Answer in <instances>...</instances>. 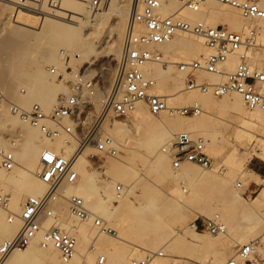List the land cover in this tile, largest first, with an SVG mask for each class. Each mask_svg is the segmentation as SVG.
<instances>
[{
	"label": "bare ground",
	"instance_id": "6f19581e",
	"mask_svg": "<svg viewBox=\"0 0 264 264\" xmlns=\"http://www.w3.org/2000/svg\"><path fill=\"white\" fill-rule=\"evenodd\" d=\"M254 1L264 9V0ZM162 2V15L166 16L179 12L185 20L192 23L202 21L208 25L218 26V21L221 20L228 25V29L242 33L248 32L249 27L256 23L261 29L259 32L257 31L258 41H261L264 47V19H248L243 16L239 9L222 4L218 0H206L199 11L188 10L177 0H173L170 4H166V0H162ZM136 4L137 0H110L102 11V17L108 19L112 16L113 20L108 27L109 29H106V35L103 36L93 28L91 29L95 31L83 32L84 24L89 21V15L87 6L82 2L65 0L63 3L64 9L77 15L73 22L43 15L41 21L43 27L34 32L35 47L41 51L42 60L39 59L34 62L36 68L31 72L27 70V64L23 62L20 55L11 57L7 71L0 74V81L3 83L4 89H8L6 95L25 109H29L34 103H39L49 113L56 105L60 95L68 93L63 82L56 83L55 77L53 78L54 81L48 79L50 75L49 65H54L64 72L63 60L69 51L77 54L75 59H71L76 63L74 66L76 71L87 65L96 64V62L106 57H114V60L117 61L120 56L127 20H129L131 10ZM98 21H102V18ZM19 30L24 32L22 28H19ZM5 44L7 45V43ZM103 44L107 46L101 47ZM155 48L160 49L159 51L162 52L165 66L160 63H150L143 70L156 81V85L152 90L153 93L167 97L169 109L155 116L149 111L147 105L142 102L138 104L131 117L125 121L115 120L109 115L97 132L109 136L118 151L123 146H130L132 152H138L143 147V150L151 156L146 171L154 173L158 179H166L172 182L173 187L167 195L162 196L161 204L156 207L154 198L148 195V197L142 199L141 195L133 192L135 180H133V176L135 173L124 157H120V154L117 157L110 156L111 158H108L105 162L104 169L98 171V169L91 167V159L88 154L89 149H94V144L92 141L88 145L84 144L75 163V169L78 173L77 181L65 187L64 197L54 205L55 216L45 219L43 223V230L57 225L77 239V253L73 259L74 264H100L99 257L101 255L105 257L103 264H127L128 250L124 244L130 242L127 237L130 238L132 224L139 218L141 221L138 224H145L146 228L155 233L142 240L143 242L140 245H136L135 250L143 257H132L131 264H136L137 261L143 259L149 253L158 251V245L169 238L170 241L175 243L186 241L195 246H206L211 244L213 239L218 238L220 234L231 237L229 222L232 227L235 226V235H240L241 229L237 228L236 215L240 213L243 215L244 220L252 221L259 211H257L258 206L264 201V189H262L256 197L251 199L248 206H242L240 203L241 197L235 189L229 186L232 176L237 173L234 169L229 168L227 174L221 175L219 168L222 166L219 164L210 170L192 163H184L179 169L173 168L172 159L170 155L163 151L162 146L169 144L182 131L190 133L193 137H203L206 140L209 153L214 154L217 152L218 149L215 147L218 146L217 140L214 135L207 134V129L213 124L209 116L210 111L218 109L232 111L236 114V122L230 121V123L240 128L236 133L235 141L240 144L246 141H257L263 146L262 152H259V154L264 157V111L246 109L241 96L237 93L215 97L211 94H204L199 90H187L184 74L178 70L179 74L177 75L172 64L175 63L177 66L178 61H190L192 58L201 60L203 56L207 55L209 49L201 37L192 33L180 32L171 41L157 45ZM254 54L253 52L249 54L252 65L264 70V57L262 56V60H257ZM237 64L238 59L236 57L229 58L224 66L225 72H233ZM99 69L101 71V67ZM108 70L110 72V69H107V72L102 71V74L100 73L103 79L109 74ZM165 76L171 77L169 86L163 87L160 83L157 84V80ZM198 78L201 81L207 80L210 83H220L226 77L225 75L220 76L201 72ZM113 80L114 76L109 87L98 88L94 97L90 99L89 110L92 105L96 109L104 108L105 94L108 88L112 86ZM21 90L25 92L21 93ZM195 102L200 103L202 106L201 114L190 116V118H179L181 115L176 110L183 107L182 105L188 106ZM93 118L86 119V127L88 123L90 125L93 122ZM8 126H18L20 132L17 134L19 139L15 146L12 143L8 144L6 141L0 140V149L13 151L17 162L16 167L11 170V175L8 176L5 173L11 171H6L0 165V183L3 186L0 195L7 201L6 207L0 205V243L13 238L21 229L19 215L26 202L25 200L30 196H41L47 190V185L38 176L42 150L50 148L60 153L63 149L66 156H71L77 149L80 139L79 133L69 142L64 137L48 139L39 129L22 122L14 116L0 122V130L6 129ZM259 132L263 134L262 139L257 137ZM7 140H10V138H7ZM216 174L220 175L219 179L216 180V189L224 198L222 215L227 218L228 223H223L220 218L221 214H216L212 218H218L224 224L226 232L214 234L213 236L203 234L194 227V221L184 231L179 228L174 232L167 229L163 224L164 218L162 216L168 213L167 220L169 219L170 222H184L182 214L179 212L181 208L188 207L187 209L195 213V217H208L209 197L205 195L204 189L208 184L207 182L213 179ZM247 176H249V180L246 185L253 180L251 174H247ZM117 183H122L124 186V191L120 196L116 192ZM150 183L148 184L149 187H154ZM8 192L10 196L7 195ZM72 196L82 198L93 216L101 218L110 227H116L117 234L110 235L112 236L110 237L108 234L99 232L93 224V218L80 220L73 216L69 202V198ZM111 198L117 203H112ZM195 200L197 208L189 205V202ZM125 204L131 205L135 218L121 214L117 217L114 216L118 208ZM253 235L254 233L250 229L244 231L242 241L249 240ZM43 239L44 231L40 232L26 248L13 251L2 264H45L46 262L48 264H62L59 251L53 246L43 247ZM89 243L90 246L87 248ZM238 244H241V242H238ZM255 250L259 251L260 248L256 246ZM145 251L152 252L146 254ZM98 253L104 254L99 255L98 262H96ZM160 255L163 256L164 253H153L154 257L149 264H168L167 258H156ZM231 259H234L236 264H247L245 259L239 255H234Z\"/></svg>",
	"mask_w": 264,
	"mask_h": 264
},
{
	"label": "built area",
	"instance_id": "2783aa9c",
	"mask_svg": "<svg viewBox=\"0 0 264 264\" xmlns=\"http://www.w3.org/2000/svg\"><path fill=\"white\" fill-rule=\"evenodd\" d=\"M65 0H0L10 7V20L16 21L20 13H31L38 17L53 16L64 21L73 22L77 15L63 8ZM87 6L90 19H95L110 0H76ZM184 8L199 11L206 0H177ZM241 11L248 19H264V9L254 0H218ZM162 0H137L131 10L120 51L119 59L115 63V75L112 86L105 94L104 109L96 122L88 127L85 121L89 114L90 99L94 97L98 88L104 87L100 76L99 62L87 65L80 70L67 67L60 72L56 67L48 70L58 82H63L68 88L67 94L60 95L56 105L47 113L41 104L34 103L25 109L10 101L0 90V114L6 108L9 113L22 122L37 128L48 139L64 137L68 142L78 133L80 134L77 149L71 156L64 152L57 153L50 148H44L40 153V172L42 182L47 185L46 192L41 196H30L19 215L21 229L11 239L0 245V264L15 250L26 248L32 240L44 231L43 247L53 246L59 251L62 264H74L77 253V239L57 225L43 230L45 219L53 218L54 205L64 197L67 185L74 184L78 179L75 163L84 144L94 142L97 156L117 157L118 149L113 140L97 131L103 122L111 115L118 119H127L136 110L139 103H145L149 111L157 116L169 109L167 97L153 93L156 81L148 76L143 68L150 63H160L165 66L163 54L155 46L171 41L178 33H192L204 40L209 53L201 60L195 59L177 63L178 70L185 76L187 90H199L204 94L222 97L231 93L241 96L246 109L264 111V70L253 66L250 52L259 50L258 32L250 28L248 32H236L225 26H212L205 22L195 23L185 20L179 12L162 15ZM231 57L238 59L235 70L226 73L224 66ZM201 72L215 75H225L220 83H210L199 80ZM105 89V88H104ZM24 93V90H21ZM181 116H198L202 112L200 103L195 102L178 108ZM86 127V128H85ZM86 129L87 133H84ZM12 138L15 146L19 136ZM163 151L170 155L172 166L179 169L184 163H192L205 168L212 166V160L206 152V140L203 137H193L190 133H178ZM90 158L95 160V155ZM0 165L6 171L13 170L16 159L13 151L0 149ZM238 187L242 183L238 182ZM124 186L118 184L116 192L120 196ZM7 201L0 195V205L7 206ZM71 214L80 220L93 218V224L99 232L116 235L117 231L108 224L93 216L84 200L78 196L69 198ZM199 231L210 234L225 233L224 224L218 218H198L193 222ZM256 243L240 246L236 254L248 260L256 254ZM161 256V255H160ZM149 253L136 264H149L153 259ZM105 257H99L103 264ZM224 264H236L230 259Z\"/></svg>",
	"mask_w": 264,
	"mask_h": 264
},
{
	"label": "rangeland",
	"instance_id": "374dc122",
	"mask_svg": "<svg viewBox=\"0 0 264 264\" xmlns=\"http://www.w3.org/2000/svg\"><path fill=\"white\" fill-rule=\"evenodd\" d=\"M172 1L173 0H166V4H170L172 3ZM9 14H10L9 5L4 2L3 3L0 2V74L7 71L8 62H10L11 57L17 55H20L23 58V62L27 64L26 65L27 70L32 72L36 68L34 62L39 59L42 60L41 51H39L35 47L36 39L34 36V32L38 28L43 27V24L41 23L43 16L38 17L31 13H25V14L20 13L18 19L16 21L14 20L12 21L9 18ZM102 16H103L102 12L93 20L90 19L88 16L89 21L86 24H84L83 32L90 33V31L96 30V32L98 31L100 32L101 36L106 35V32L109 29L108 28L109 25H111L113 17L111 16L108 19H106L103 18ZM101 18L102 21H98L101 20ZM102 22L103 24H101ZM218 24L228 28V25H226V23H224L221 20L218 21ZM260 26L262 27V25ZM19 28H22L24 32L19 30ZM91 28L95 30H92ZM249 28H256L258 32L259 30H261L256 23H254ZM260 42H259L260 45L259 50L254 54L257 60H262V56L264 57V53H263L264 47L262 42L261 43ZM5 43H7V45ZM105 45L106 44H103L101 45V47L104 48ZM76 57L77 54L72 51L66 53L65 59L63 60V65L65 66V69L67 67L74 68L76 63L71 59H75ZM190 60H195V58L194 59L192 58ZM98 62L101 67L100 73L102 71L107 72L106 70L110 69V72L108 70L109 74L104 79L102 78V83L104 87L105 86L109 87L110 82L114 76L116 59L114 60V57H106ZM178 62H182V61H178ZM51 66L53 67L54 65H49V67ZM172 66L174 72L178 75L179 74L178 67L176 66L175 63H173ZM53 78L54 76H52L51 74L48 76V79L50 81H54ZM170 80L171 77L165 76L157 80V84L160 83L163 87H167L169 86ZM55 81L56 83H60L57 80ZM65 87L67 88V86ZM0 90L10 101L14 102L12 98L6 95L8 89H4L3 83L1 81H0ZM182 106H186V105H182ZM103 109H96L92 105L89 110L90 113L87 118L94 117L93 122H96L95 120L98 119ZM11 116L12 115L8 112V110L4 109L3 112L0 114V122L3 120H8ZM209 116L211 117L213 124L210 127H208L207 134L215 136V139L217 140V144H218V146L215 147L218 150L216 153L210 154L208 151V146L206 145V152L208 153V155L212 160V166L209 168H205V167L204 168L207 170H210L211 168L214 169V167H216L219 164L222 166L219 168V172L221 175L223 174L225 175V173L227 174L229 168L236 170L237 173H235L232 176L233 178L231 179L232 181L229 183L230 184L229 186L237 191V193L241 197L240 203L242 204V206L246 207L251 202V199L253 197H256L262 191V189H264V181H263L264 177H261L259 175L260 172L264 173V157H262L259 154V152L260 153L262 152L263 146H261L260 143H257V141L254 142L246 141L242 144L235 141L236 133L239 131L240 128L237 127L235 124L230 123V121L236 122L237 120L236 114H234L232 111H228V110L223 111L220 109L215 111L212 110L210 111ZM112 118L118 121H125L128 119V118L118 119L114 117ZM179 118L182 119V118H190V117L179 116ZM93 122L90 124V126L93 124ZM19 132H20V128L18 126L16 127L8 126L6 129L0 130V140L6 141L8 144H10L12 143L11 142L12 138H14L15 136L14 134L16 133L19 134ZM84 133L85 134L87 133L86 129L84 130ZM257 137L262 139L263 138L262 132H259L257 134ZM7 138H10V140H7ZM16 143H18V141ZM92 143L94 144V142ZM85 145H88V143ZM163 147L164 146H162V148ZM119 151H120L119 153L120 157H124L130 163V166L135 173V175L133 176V180L135 179L133 185V192L137 193L138 195H141L142 199H145L149 195L150 197L154 198L155 206L156 207L159 206L161 204L162 196H165L168 194V192H170L171 188L173 187V183L166 179H161V178L158 179L155 177L154 173H148L146 171L147 167H149V161L151 156H149L143 150V147H141L140 151L138 152H132L130 146H123V148H120ZM61 152H64L63 149H61ZM88 154L89 157L91 154L95 155V160H92L90 158L91 159L90 164L91 167L98 169V171L103 170L106 160L108 158H111V157H103V156L96 157L95 149L92 150L89 149ZM11 173L12 171L6 172L5 175L8 176L11 175ZM247 174L248 175L251 174L253 180L246 185V182L249 180V176H247ZM213 177H214L213 179L207 182L208 184H206V187L204 189L205 195L209 197L208 199L209 211L207 218H212L216 214L217 215L221 214L220 218L222 219L223 223L226 224L228 223V220L222 215L224 198L220 195V193L216 189V180L219 179L220 175L216 174ZM150 182H154L155 185L154 183H150ZM238 182L242 183L241 188L238 187L237 185ZM149 183L153 184L154 187L150 188L148 185ZM117 184H122V183H117ZM1 190H3V186L0 183V192ZM7 195L10 196V193L8 192ZM110 201L114 204L117 203L112 198ZM260 204L261 205L258 206L259 209L257 208V211L258 210L259 211L255 215V218L252 221L244 220L243 215L240 213L236 215L235 219L237 222V228L241 229L240 235H235L236 232L235 226L232 227V224H230L229 222V226H231L230 230L232 233L231 237H225L223 234H220L218 238L213 239L212 243L206 246H195L186 241H183L182 243H175L170 241L169 238L168 240L160 243L158 245V251H154L153 253L163 252L164 253L163 256L160 257L157 256L156 258H167L168 264H224L226 261L233 258L234 255L237 256L236 252L240 246H243L250 242H255L256 246L259 247L260 250L256 251L255 252L256 254L251 256L248 260H245V262L247 264H264V252H263L264 251V201H262ZM189 205L196 207L197 206L196 200L189 202ZM187 208H181L179 211L184 219V222H181L182 224L176 222H170L169 219L167 220L168 213H166L162 216V218H164V223H163L164 226L167 229L172 230L173 232L177 231L178 228L181 231H184L187 228V226L194 221V219L196 220L198 218H205L203 216L201 217L196 216L197 217L196 218L195 213H193L191 210ZM215 208H217V210H215ZM120 214L124 216L126 215L127 217L130 218L135 216L132 212L131 205H126V204L120 206L116 211V213L114 214V216L117 217V215ZM139 221H141L140 218L139 220L136 219V222H133L135 226L132 224V231L129 234L130 238L127 237V239L130 242L124 244V246H126L128 250L127 264H131L132 257H143L140 255L139 252L135 250V248L137 247L136 245L138 244L140 245L143 242L142 240L148 238L149 236H151V234L155 233L149 230L148 228H146V226H144L145 224L144 225L138 224ZM111 228L115 229L116 227L111 226ZM249 229L253 231L254 237L252 236L250 237L249 240L242 241L243 240L242 233ZM202 233L210 236L214 235V234H210L207 231H204ZM238 242H241V244H238ZM0 244H2V242ZM88 246H90V243L89 245H87V248ZM148 252H152V251H145L146 254ZM101 254L104 253H98L96 255V262H98V257ZM45 264H48V262H46Z\"/></svg>",
	"mask_w": 264,
	"mask_h": 264
},
{
	"label": "crops",
	"instance_id": "0c3cea01",
	"mask_svg": "<svg viewBox=\"0 0 264 264\" xmlns=\"http://www.w3.org/2000/svg\"><path fill=\"white\" fill-rule=\"evenodd\" d=\"M261 177H264V173H262V172H260V174H259Z\"/></svg>",
	"mask_w": 264,
	"mask_h": 264
}]
</instances>
